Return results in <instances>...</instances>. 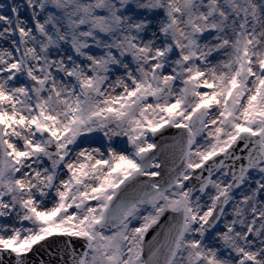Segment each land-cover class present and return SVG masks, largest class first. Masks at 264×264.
Returning a JSON list of instances; mask_svg holds the SVG:
<instances>
[{
  "label": "snow or ice",
  "instance_id": "6c2138e0",
  "mask_svg": "<svg viewBox=\"0 0 264 264\" xmlns=\"http://www.w3.org/2000/svg\"><path fill=\"white\" fill-rule=\"evenodd\" d=\"M0 264H264V0L0 3Z\"/></svg>",
  "mask_w": 264,
  "mask_h": 264
},
{
  "label": "rangeland",
  "instance_id": "374dc122",
  "mask_svg": "<svg viewBox=\"0 0 264 264\" xmlns=\"http://www.w3.org/2000/svg\"><path fill=\"white\" fill-rule=\"evenodd\" d=\"M7 0H0V3H6Z\"/></svg>",
  "mask_w": 264,
  "mask_h": 264
}]
</instances>
